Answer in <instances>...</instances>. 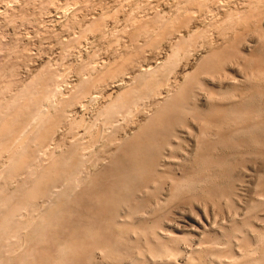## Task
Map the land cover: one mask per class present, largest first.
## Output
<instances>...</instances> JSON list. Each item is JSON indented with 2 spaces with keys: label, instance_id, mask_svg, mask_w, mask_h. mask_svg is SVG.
Segmentation results:
<instances>
[{
  "label": "bare ground",
  "instance_id": "1",
  "mask_svg": "<svg viewBox=\"0 0 264 264\" xmlns=\"http://www.w3.org/2000/svg\"><path fill=\"white\" fill-rule=\"evenodd\" d=\"M186 1L198 6V9H192L194 15L198 12L214 14L217 11L213 10L212 4L215 2L221 4L220 0ZM251 4L254 6L251 15L249 10L245 13L233 12L230 9L224 18L225 22L232 23L237 17L247 24L249 19L256 18V31H262L264 0H261L259 5ZM182 9L183 7L178 6L175 9L177 12L172 15L157 13L143 23L141 27L143 30H155V26L157 29L160 28L159 33H156L160 37V43L172 35L167 31L168 28L180 33L181 37L172 44V51L170 50L171 53L164 62L154 68L150 66V70L140 69L143 71L129 78V83L125 81L126 79L120 78L127 74L124 71L131 68L133 62L131 60L135 59L136 54L133 55L134 57L131 56L132 59L129 57L125 60L120 68L103 67L98 76H95L96 71L93 72L95 68L94 65L92 66L94 63L92 59L84 60L78 66L77 63L74 70L84 76L83 82L79 85L75 84L69 93L63 89L53 91L47 105H36L37 89L17 95L20 98L13 111L15 113L10 112L0 119V158H7L0 159V264H127V260L129 264H175L182 251L176 243L178 239L175 235L159 231L162 229L161 223L164 219H168L163 212L174 201L176 203V199L189 195L195 198L201 197L210 204V201L206 200L209 195L206 188L212 190L209 197L213 207H220L224 203L228 206L233 217L231 219L233 225H236L233 227L231 237L239 241L250 238V229L237 226L238 220L243 216V224L251 226L246 220L257 212L258 207H264V200L260 204L252 205L251 210L241 214L237 207L240 196L236 189L238 185L235 184L236 178L233 174L220 176L226 159L221 156L219 160H215V157L224 155L226 149L229 151L227 155L237 154L238 151L241 154L246 152L249 158L264 156V55L258 57L250 53L247 48V51L240 50L237 62L242 67L248 68L246 76L242 80H235L230 87L228 86L229 89L225 88V85L218 88L220 89L218 91L211 89L210 105L203 106L197 102L186 111L188 101L183 98L186 84L176 86L175 90L173 89L174 93L168 96H165L163 89L173 86L170 79L175 67L184 55L188 53L193 55V45L208 36L209 27L200 26L193 31L190 29L188 37L183 36L179 29L188 25L180 24ZM132 17L135 18V12ZM211 20L210 27H222L217 13ZM208 24L209 22L206 25ZM100 28L101 25L95 24V27L92 26L89 30ZM151 41L150 39L149 42ZM183 44L189 45L188 53L183 51ZM143 48L144 46L141 48L142 51ZM259 53L263 52L259 51ZM221 57L218 52L210 53L205 59L206 62L202 61L201 64L213 68ZM144 64L142 63V67ZM71 70L73 65L68 73ZM199 74L200 70L197 68L190 77L195 79ZM105 75L109 76L108 79ZM53 76L50 75L51 78ZM65 76L66 73L60 76L59 82L64 83ZM224 76L220 75V77ZM104 81L106 83L111 81L112 84L119 86L118 95L107 99V103L99 110L94 109L95 112L92 114L94 120H85L84 116L73 118L70 108L81 103L82 107L87 109L89 105L96 103L99 100L98 95H91L90 102L83 101V98L87 97L91 89L99 86L98 83ZM88 88L90 90L87 91ZM213 95L220 98L216 99L217 97L214 98ZM153 100H156L154 101L156 117L148 120V127L141 129L138 127L139 130L131 134L126 133L125 136L116 135L117 131L121 130L120 124L134 123L136 115L143 114V109L146 110L147 107L154 105ZM224 101H228L227 105ZM184 114H191L199 122V127L193 129L190 125L187 131L177 129L174 125L175 119ZM12 116L17 117L15 124L10 120ZM64 121L71 122L73 126L86 125L87 130L95 131V134L89 137L85 134L81 135L72 140L68 150L65 148L58 151V147L66 146L55 142V136L62 129ZM99 123H103L104 126ZM123 130L125 131V128H122ZM188 138L194 140V150L192 154L190 153V157H193L195 164H199V167L192 166L193 168L189 170L192 172L202 170V172L197 176L188 174L189 170L185 172L186 164L185 168L182 166L184 173L182 171L183 174L178 177L173 173L175 168L172 167L170 159L177 158L178 153H181L178 150H182V146H185L183 143ZM107 140H110L111 144L108 145L111 147L114 140L119 141L117 143L114 141L115 151L106 145L107 142L106 144L103 142ZM242 140L245 142L241 143ZM254 147L258 149L255 150ZM182 152L184 155V152L188 151ZM185 157L189 156L185 154ZM231 160L230 162L233 161ZM213 162H219V167H211ZM230 167L226 172L231 173ZM168 182H170L169 193L165 196L163 190ZM13 184L16 186L13 187ZM217 188H221V191L218 192ZM155 218L156 231L148 230L147 227H150ZM135 225L137 227L134 229L137 230L132 235ZM137 235L147 236L145 243L148 246H130ZM259 237L256 246L249 249L242 248V257L232 255L231 261L227 264H264V232ZM164 239L168 242L163 241ZM155 242L156 246H154ZM228 243L226 249L236 245L234 240H229ZM96 250L102 251L108 263L95 261ZM146 251L151 254V261L148 260V256V259L135 256V253L143 255ZM228 252L232 251L228 250ZM257 255L258 257L255 258ZM194 258L189 255L185 260L188 264H192ZM225 260L216 263L217 259L212 264H225ZM202 264L207 263L202 261Z\"/></svg>",
  "mask_w": 264,
  "mask_h": 264
},
{
  "label": "rangeland",
  "instance_id": "2",
  "mask_svg": "<svg viewBox=\"0 0 264 264\" xmlns=\"http://www.w3.org/2000/svg\"><path fill=\"white\" fill-rule=\"evenodd\" d=\"M220 3V5L219 2L212 4L213 10L217 11L215 13L213 12L214 14H212V12H210V14L209 12H198L194 15L192 9H198V6L189 1L185 2V0H0V119L10 112L15 113L13 111L17 107L18 99L20 98L17 96L19 93L23 92L24 94L32 89H37L38 97L35 103L36 105L40 104L43 106L47 105L50 101L49 96L53 94V91L63 89L66 93L71 92L75 84L79 85L84 80V76L74 70V67H77L84 60H93L94 63L92 66L94 65L93 67L95 68L93 72L95 73L96 71L95 76H98L103 67L107 68V66H110L109 68H111L113 66L120 68L123 66L122 64L125 60L129 57L132 59L131 56L136 54L134 55L135 57L133 56L135 59L131 60V62L133 61L131 68L127 71L125 69L124 71V73L129 74H125L120 78L123 80L126 79L125 81H128V83L130 81L129 78L135 77L143 70H150L164 62L172 51V44L179 40L181 34L174 32V29L168 28L167 31H170L172 35L168 36V39H164L163 42L160 43V37L156 34L160 28L157 29L155 26V31L151 29L143 30L141 27L143 23L149 21L152 17L156 16L157 13L161 12L166 15L174 14V12H177L175 9H177L178 6L183 7L180 24L188 25L186 28L179 29L182 35L188 37L189 33L196 30L197 27L208 26L207 35L209 37L205 36L204 40L202 38L193 45L192 56L188 53L189 45L183 44V51H186L188 54L182 57L180 63L175 67L174 73L171 74V79L173 80L170 79V83L173 86L170 88L167 87L165 88L166 90L163 89V91H165V96H168V94L174 93L176 86L186 84L187 88L183 94L184 100L188 101L189 108L186 107V111L191 108L193 103L198 102L203 106H207V104L210 105L211 89L218 91L220 90L218 88L224 85L225 88L228 86L230 87L235 80H242L246 76L248 68L242 67L237 62V55L240 50L245 49L247 51L248 49L250 53L258 57L262 56V54L264 55V29L262 31H256V18L249 19V23L247 24L237 17L232 23L225 22L224 19L230 11L246 13L249 10V15H251V9L254 7L251 3L259 5L261 4V0H220ZM133 12H135V18L132 17ZM216 13L222 22V27L220 28L210 27L211 19L216 16ZM203 14L205 15L203 16ZM133 20H135V22ZM202 20L205 24L201 22ZM208 22L209 24L206 25ZM95 24L101 25V28L99 30L92 29L90 31L89 29L92 26L95 27ZM262 26H264V17L262 18ZM150 39L152 40L151 42H149ZM209 40L210 42H208ZM143 46L144 50L142 51L141 48ZM160 46L162 48L159 49ZM139 48L141 55H139ZM199 50H203V52ZM148 51L151 52L149 53ZM259 51L263 53H259ZM213 52L220 53L222 57L216 62L217 65H213L215 67L207 68L206 65L201 64V62L205 61L208 55ZM124 56H126V58ZM142 63H145L143 67ZM71 64L73 65V70L68 73L69 68L72 66ZM76 64L77 66H75ZM142 68L143 70H140ZM197 68L200 70V74L196 75L195 79H193L190 76ZM65 73V82H59L60 76ZM51 74L54 75L53 78L50 77ZM222 74L225 76L220 77ZM105 76L108 79L109 76ZM98 85L99 86L93 90L87 89V91L90 90V92L87 94L86 98H83V101L86 100L90 102L91 95H98L99 100L93 105H89L87 109L83 108L81 103H77L71 107L70 111L71 114H73V118H81L84 116L83 118L85 120H94L92 114L96 109L99 110V108L103 107L107 103V99L114 98L118 95L119 86L117 87V85L112 84L111 81H109V83L104 81L98 83ZM239 93L242 94L241 92ZM172 95L175 96L174 94ZM213 96L214 98L217 97L216 95ZM219 98L220 97H217L216 99ZM156 100H153L154 105H152V107L146 108L147 111L143 109V114L140 113L135 116L136 121L134 123L126 122L120 124L121 130L120 132L117 131V134H115L118 136H125L126 133L131 134L139 130L138 127L140 129L142 127H148V120L152 117H156L154 115L156 113V102L154 103V101ZM205 101L207 103H205ZM224 102L227 105L228 101ZM177 117L174 125L179 130L187 131L190 125H192L191 128L199 127V122L195 120L191 114L180 115V118L179 116ZM16 119V116L10 117L12 124L16 123ZM64 122L65 123H62L61 126L62 129L55 136V142L59 145L64 144L66 146L61 148L58 147V151L65 148V150H68L72 140H75L81 135L85 134L89 137L95 134V131H88L86 125L77 124L73 126L71 122ZM99 124H101L102 127L104 126L103 123ZM184 127L186 128L184 129ZM122 128H125V131L123 130L124 132ZM108 141L110 142V140L103 142L105 144L107 142L106 145L111 144V142L109 143ZM114 141L112 142V147L111 145H108V147L110 146L109 148L115 151L116 147L113 146V144L115 142L117 143L118 140ZM193 142V138L192 140L188 138L187 141L183 143L185 146H182V150H178V152L181 153H178L177 158L170 159L172 167L175 168V170L173 169L174 175L176 173L175 176L179 177L184 173L183 168H185L186 164L187 169L185 172L189 169L191 170L193 167H199V164H195L194 160H192L193 157H190L194 150ZM243 142L245 141L242 140L241 143ZM235 143H239V141H235ZM254 149L256 150L258 148L254 147ZM229 150L231 151L230 148ZM182 151L188 152H184L183 155ZM224 151V155L215 157V160H219L221 156L226 159L223 169L220 168L221 171L219 175L229 176L233 174L235 176V184H238L236 189L240 196L238 200V202H240L237 207H239L240 210H238L240 213H245L251 210L252 205L260 204L264 200V156L249 158L246 152L241 154L236 151L237 154L227 155L229 154L228 149ZM185 154L189 157H185ZM178 156L180 157L178 158ZM229 156L234 158L232 159L233 161ZM106 157H104V159ZM0 159L2 160L3 157ZM4 159L6 160L7 158L4 157ZM181 160H183V162ZM184 160L187 161L185 162ZM230 160L232 162H230ZM173 161L176 163L178 162L177 165H175L176 163ZM181 163L184 164L181 165ZM199 163L201 164L200 166H202L203 163L201 160ZM211 167L218 168L219 162H213ZM229 167L231 173L228 171L226 172ZM190 170L187 173L196 176L202 172V170L196 172ZM170 182L165 184L163 190L165 196L169 193ZM15 186L16 185L13 184V187ZM206 189L207 194L209 192L207 196L209 199L206 197V200L210 201V204L209 202H205L204 199H201V197L195 198L189 195L176 199V203L174 201L173 204L167 207L169 211L166 209L168 212L166 210L163 212L168 216V219H164L161 223L162 229H159V231L175 235L178 239L176 243L182 251V255L177 258L175 264H188L185 258L187 259L189 255L195 257L194 260L191 261L192 264H202V261L207 264H212V262H215L214 260L217 259L218 261L216 263H221L220 260L224 261L226 259L224 263L227 264V262L231 261L230 256L232 255L239 258L242 257V248L249 249L250 247L256 246L257 243H259V236L264 232V207H258L256 209L257 212L253 213L252 216H250V218L248 217V220H246L251 223V226L248 227V225L243 224V216H240L238 220L239 224L237 226L243 229H250V238L245 241L233 239V237H231L233 234L232 230L236 225H233V221L231 220L233 217L228 206L224 203V205L222 204L220 207H213L209 197L212 190L211 188ZM216 190L219 192L221 188H217ZM135 227H137V225L133 227L132 235H134L135 230H137L134 229ZM147 229H155L156 231V218ZM239 235L242 236L241 233H239ZM146 238L147 236L145 235H137L133 239V243H130V246H148V244L145 243ZM229 240H234L236 245L233 244V248L228 247L226 249L229 245ZM163 241L168 242L167 239ZM154 246H156V242ZM228 250L232 252H228ZM63 256L62 254V257ZM135 256L141 257L142 259L148 256V260L152 257L148 251L143 255L135 253ZM257 257L258 255L255 258ZM94 258L95 261L108 263V259H104L102 251L100 250L95 251ZM207 259L209 262H207ZM127 261L126 263L129 264V261Z\"/></svg>",
  "mask_w": 264,
  "mask_h": 264
}]
</instances>
